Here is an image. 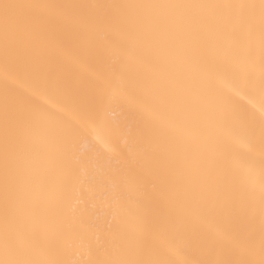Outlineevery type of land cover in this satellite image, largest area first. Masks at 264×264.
Instances as JSON below:
<instances>
[{
  "label": "bare ground",
  "instance_id": "6f19581e",
  "mask_svg": "<svg viewBox=\"0 0 264 264\" xmlns=\"http://www.w3.org/2000/svg\"><path fill=\"white\" fill-rule=\"evenodd\" d=\"M21 5L13 10L16 47L6 58L4 54V20L0 13V260L5 259V217L2 155V130L5 106L18 107L25 100L33 102L47 98L50 106L65 102L68 93L91 86L104 89L106 101L96 124L75 140L76 156L87 158L98 151L107 152L119 142L123 147L133 138L131 155L149 162L154 174L155 190L160 194L158 224L149 229L150 236L140 241L127 222L130 201L97 199L95 186L86 183L93 174L89 167L78 169L79 182L62 200L57 201L53 188L62 176L42 159L54 152V146L35 141L28 173L27 208L22 212L23 227L10 231L9 258L32 261L35 264H85L97 255L121 258L117 245L127 250L125 258L152 260L165 258L184 264L216 261L264 264V222L259 213L258 199L252 213L245 245L228 250L226 232L229 221L205 210L202 176L197 167L205 128L230 146L229 166L239 173L250 174L258 195L264 176V23L259 5L262 0H0V3ZM124 4H246L244 21L250 30L231 24L222 37L228 47L238 48L240 62L236 71L247 87L236 93L232 72L214 75L209 81L200 80L190 61L170 58L162 51L144 43L136 51L115 46L126 40V33L116 21L120 10L110 5ZM38 5L71 6L68 8L28 7ZM156 14L157 10H141ZM188 15L209 14V10H188ZM200 81V83H197ZM173 90L183 97L187 106L203 119H194L184 130L181 143L186 147V164L177 169L170 166L176 153L173 132L156 134L162 124L172 119V110L155 107L156 84ZM211 95H208V90ZM123 92V95L121 93ZM114 97V99H107ZM231 103L225 107L223 99ZM211 113L210 117L206 114ZM64 116L73 118L65 111ZM123 121L127 127L122 135L109 136L106 123ZM139 150V151H138ZM99 175V172L96 173ZM119 180L104 185L100 191L118 194L126 191ZM89 193L86 201L80 193ZM100 213L93 216V213ZM92 217V224H81ZM74 221L83 233L61 231L60 225ZM173 225L169 239L175 253L162 255L159 225ZM111 227L109 233L107 229ZM207 236L222 241L210 248L198 238ZM123 237V239H122ZM105 251L101 253L99 249Z\"/></svg>",
  "mask_w": 264,
  "mask_h": 264
},
{
  "label": "snow or ice",
  "instance_id": "6c2138e0",
  "mask_svg": "<svg viewBox=\"0 0 264 264\" xmlns=\"http://www.w3.org/2000/svg\"><path fill=\"white\" fill-rule=\"evenodd\" d=\"M24 7L11 3H0V13L4 20V54L7 58L15 50V29L13 25V10ZM28 7L68 8L71 6L38 5ZM120 10L116 21L126 33V40L117 41L115 46L128 51H136L135 45L144 43L156 48L170 58L190 61L199 73L200 80L207 82L214 75L232 72L233 84L237 94L242 92L247 83L236 68L240 62V51L228 47L222 37L228 31V26L235 23L242 29L250 30V25L244 21L245 9L257 6L246 4H124L110 5ZM209 10L207 15H188V10ZM262 23H264V0L259 5ZM141 10H157L156 14H144ZM200 83V81H197ZM264 90V82L261 84ZM123 95V92L121 93ZM211 95V90H208ZM107 99H114L108 97ZM106 101L102 87L91 86L75 94L68 93L65 102L58 106H50L47 98L33 102L25 100L18 107L5 106L2 140V172L4 190L5 217V259L0 264H35L32 261L9 258L10 231H18L23 227L22 212L27 208L28 173L35 161L32 153L35 141L40 138L43 142L54 146V152L45 153L42 159L54 166L61 174L62 181L53 188L57 201L62 200L67 192L79 182L78 169L89 167L92 175L86 183L97 189V199L112 201H130L127 205L126 222L131 232L144 241L150 236L149 229L158 224V209L160 194L155 190V182L149 162L142 157L131 155L132 145L137 143L133 138L123 147L119 142L110 145L107 152L98 151L87 158L78 157L73 151L74 142L82 137L96 124L99 113ZM225 107L231 101H222ZM155 107L160 110H172V119L156 129V134L167 135L174 133L172 140L176 143V153L170 166L177 169L186 164V147L181 143L184 130L194 119H203L198 112L187 106L182 96L173 90L156 84ZM71 111L73 118L64 116L65 111ZM211 113L206 114L210 117ZM127 125L123 121L106 123L109 136L119 137ZM139 151V150H138ZM230 146L223 143L212 134L210 128H205L202 135V148L199 153L197 167L202 176V190L205 195V210L208 213L226 218L229 227L226 232L228 250H239L245 245L248 228L252 221V213L258 199L259 213L264 222V176L260 180L257 195L254 180L250 174L239 173L229 166ZM99 172V175L96 173ZM119 180L127 190L118 194L100 191L104 185ZM81 199L86 201L89 193L81 191ZM100 213H93V216ZM81 224L88 223L92 227V217ZM61 231L74 233L77 239H83V233L76 222L68 221L60 225ZM111 233L112 229H107ZM173 225H159L161 237L160 251L162 255L175 253L169 237ZM123 239V237H122ZM198 242L215 248L220 240L201 236ZM121 258L112 259L106 255H97L85 264H177L176 261L159 258L143 260L125 258L126 248L117 245ZM105 251L103 247L99 249ZM184 264H204L201 261H186ZM211 264V262H209ZM215 264H245V262L216 261Z\"/></svg>",
  "mask_w": 264,
  "mask_h": 264
}]
</instances>
